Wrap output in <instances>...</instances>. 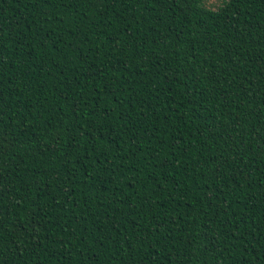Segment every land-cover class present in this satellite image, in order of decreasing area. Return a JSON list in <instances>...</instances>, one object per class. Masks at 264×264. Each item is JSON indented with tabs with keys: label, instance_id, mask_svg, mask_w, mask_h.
Here are the masks:
<instances>
[{
	"label": "trees",
	"instance_id": "obj_1",
	"mask_svg": "<svg viewBox=\"0 0 264 264\" xmlns=\"http://www.w3.org/2000/svg\"><path fill=\"white\" fill-rule=\"evenodd\" d=\"M0 0V264H264V0Z\"/></svg>",
	"mask_w": 264,
	"mask_h": 264
},
{
	"label": "rangeland",
	"instance_id": "obj_2",
	"mask_svg": "<svg viewBox=\"0 0 264 264\" xmlns=\"http://www.w3.org/2000/svg\"><path fill=\"white\" fill-rule=\"evenodd\" d=\"M221 3H222V0H204L203 1V5L211 9H216Z\"/></svg>",
	"mask_w": 264,
	"mask_h": 264
}]
</instances>
